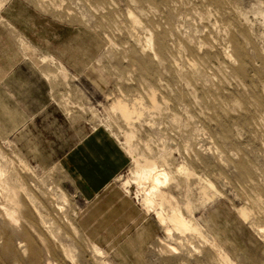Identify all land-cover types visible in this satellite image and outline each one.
<instances>
[{"label":"rangeland","instance_id":"374dc122","mask_svg":"<svg viewBox=\"0 0 264 264\" xmlns=\"http://www.w3.org/2000/svg\"><path fill=\"white\" fill-rule=\"evenodd\" d=\"M0 264H264V0H0Z\"/></svg>","mask_w":264,"mask_h":264},{"label":"crops","instance_id":"0c3cea01","mask_svg":"<svg viewBox=\"0 0 264 264\" xmlns=\"http://www.w3.org/2000/svg\"><path fill=\"white\" fill-rule=\"evenodd\" d=\"M66 163L82 191L92 195L123 171L127 158L108 136L98 133L74 149Z\"/></svg>","mask_w":264,"mask_h":264},{"label":"bare ground","instance_id":"6f19581e","mask_svg":"<svg viewBox=\"0 0 264 264\" xmlns=\"http://www.w3.org/2000/svg\"><path fill=\"white\" fill-rule=\"evenodd\" d=\"M154 106L155 103H154ZM116 109L120 111V113L122 114V116L126 119L127 123H129V121L131 120L132 116L134 115V111L129 110V108L122 104L121 102H118L116 104ZM157 171V170H156ZM154 166L152 167H148V168H143L141 169L140 173H138V177H140L143 180H152V182L155 184L154 188H157L156 185H160V181L164 178L161 179V177L164 175V177L166 176L163 173H159L156 172ZM138 179V178H137ZM161 179V180H160ZM158 189V188H157ZM153 191V190H152ZM154 193V191H153ZM152 194V193H151ZM178 215V214H177ZM179 216V215H178ZM176 215H174L172 218H170L172 220V222H174L176 224V226L178 228H185L187 225L185 223L184 220H182L180 217H178ZM182 217V216H181ZM175 226V227H176ZM7 245V242H5ZM5 246V245H4Z\"/></svg>","mask_w":264,"mask_h":264}]
</instances>
